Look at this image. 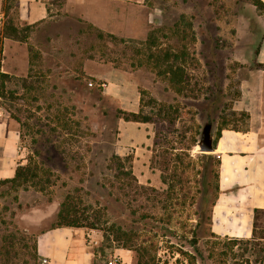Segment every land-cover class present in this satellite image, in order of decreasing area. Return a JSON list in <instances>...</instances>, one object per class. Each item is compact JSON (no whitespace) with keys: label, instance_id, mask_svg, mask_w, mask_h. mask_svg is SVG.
<instances>
[{"label":"rangeland","instance_id":"374dc122","mask_svg":"<svg viewBox=\"0 0 264 264\" xmlns=\"http://www.w3.org/2000/svg\"><path fill=\"white\" fill-rule=\"evenodd\" d=\"M102 1L103 27L60 11L29 25L5 0L0 118L18 131L30 172L0 184V264H45L35 235L62 223V203L98 235L96 264H244L253 255L243 243L209 232L217 154L196 142L209 109L213 136L244 120L230 97L238 66L264 54V10L253 0ZM9 20L22 40L4 45ZM138 111L151 120L123 118Z\"/></svg>","mask_w":264,"mask_h":264},{"label":"crops","instance_id":"0c3cea01","mask_svg":"<svg viewBox=\"0 0 264 264\" xmlns=\"http://www.w3.org/2000/svg\"><path fill=\"white\" fill-rule=\"evenodd\" d=\"M15 1L19 18L29 25L60 11L81 15L103 27L95 22L103 19L97 13L108 11L102 0ZM113 1L118 7L128 3ZM4 3L0 0V21ZM4 40V45L9 44V38ZM257 58L258 63L264 64L263 52ZM237 69L240 71L233 81L235 90L230 100L245 112V118L235 124L225 123L216 139L213 151L219 158L218 193L210 208L209 230L221 237L249 238L253 210L264 208V67L251 64L239 65ZM221 87L218 91L221 88L225 94L229 85L224 83ZM18 140L16 128L0 118V180L12 178L16 167L23 163ZM97 242L98 235L93 232L68 225L46 227L37 232L34 240L36 255L45 264H96L99 259L104 262L95 247ZM116 253L124 258L128 250L120 248Z\"/></svg>","mask_w":264,"mask_h":264},{"label":"trees","instance_id":"16d2710c","mask_svg":"<svg viewBox=\"0 0 264 264\" xmlns=\"http://www.w3.org/2000/svg\"><path fill=\"white\" fill-rule=\"evenodd\" d=\"M253 2L256 8H258L259 10H264V3L261 0H253ZM6 11L7 10L5 9V6H4V12ZM7 23H8L7 25L3 26L2 36L13 38L15 40H22L20 36V31H18L15 27H13L12 25L13 22L9 20ZM18 34H19V37H18ZM0 53H1V45H0ZM258 65L261 67H264V64L258 63ZM1 75H4V73H2ZM123 118L125 120H133V121H140V122H147L151 120L150 117H146L145 115H142L141 111L124 113ZM221 127L222 126H218L216 133L213 137L214 146L216 143V139L218 138L220 134ZM127 156L125 157L126 159L129 158ZM216 164H217V170L215 172V186H214L215 194H214L212 203L214 202V199L218 193V165H219L218 155L216 156ZM29 172H30L29 167H27L26 165L20 164L16 167L13 177L0 180V184L12 183V185L14 184L19 185L21 184V182L25 181L26 176L28 175ZM58 217L61 218L62 220V223L60 225H68V226H75V227L78 226V220L73 217L72 211L69 209V206L65 203L61 204L60 210L58 212ZM209 222H210V215H209ZM258 229H262L260 235H258V232H257ZM209 232L211 236H214L216 238L221 237V236L213 234L210 230ZM223 238H225L232 245L243 243L244 251L251 252L253 257L251 259H248V258L245 259L244 264H261V262L264 261V208H254L253 210L251 237L249 238L223 237ZM34 251H35V244H34ZM191 262L190 264H193V261ZM234 264H239V263H234Z\"/></svg>","mask_w":264,"mask_h":264},{"label":"water","instance_id":"95a60500","mask_svg":"<svg viewBox=\"0 0 264 264\" xmlns=\"http://www.w3.org/2000/svg\"><path fill=\"white\" fill-rule=\"evenodd\" d=\"M213 128H214V120L212 110L209 109L205 117L202 121L198 140L196 142V148L200 152H211L215 149L213 142Z\"/></svg>","mask_w":264,"mask_h":264},{"label":"built area","instance_id":"2783aa9c","mask_svg":"<svg viewBox=\"0 0 264 264\" xmlns=\"http://www.w3.org/2000/svg\"><path fill=\"white\" fill-rule=\"evenodd\" d=\"M114 264H120V262H119L118 260H116V261L114 262Z\"/></svg>","mask_w":264,"mask_h":264}]
</instances>
